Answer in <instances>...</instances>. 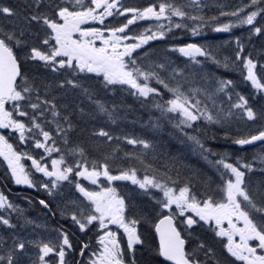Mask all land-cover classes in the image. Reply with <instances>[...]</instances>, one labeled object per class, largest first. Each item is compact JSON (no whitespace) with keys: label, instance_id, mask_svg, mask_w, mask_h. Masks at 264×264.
Instances as JSON below:
<instances>
[{"label":"snow or ice","instance_id":"6c2138e0","mask_svg":"<svg viewBox=\"0 0 264 264\" xmlns=\"http://www.w3.org/2000/svg\"><path fill=\"white\" fill-rule=\"evenodd\" d=\"M211 7L0 0V157L15 184L52 198L38 199L46 214H57L55 201L88 237L74 243L64 225L27 217L0 191V264H264V0L206 14ZM138 22L148 26L132 33ZM206 28L247 35L223 42L234 43L230 55L212 43L150 45L173 30ZM173 53L187 58L183 66ZM208 62L238 70L251 95L203 72ZM127 96L154 114L153 129L170 125L206 170L152 139L118 135L111 126L132 109ZM202 121L220 125L235 146L261 150L251 159L214 151ZM121 143L134 150L120 156Z\"/></svg>","mask_w":264,"mask_h":264},{"label":"flooded vegetation","instance_id":"af4514ba","mask_svg":"<svg viewBox=\"0 0 264 264\" xmlns=\"http://www.w3.org/2000/svg\"><path fill=\"white\" fill-rule=\"evenodd\" d=\"M177 3H190L191 0H176ZM203 3H207L209 5H212L213 7L206 9L205 12L208 15H213L216 13V9L214 5L216 4H224L228 5L229 8L225 10H230L231 7H235L239 5L242 0H201ZM243 2H247V0H243ZM125 3H127L130 6H140L145 3V0H125ZM195 14V13H193ZM92 23V26H98L97 23ZM148 24L146 22H138L136 26H132V33L139 32L143 28L147 27ZM131 34V33H130ZM236 35H247L245 28H234L231 32H215L211 29H204L200 32L197 36H192L190 32L186 30H173V32L164 40V41H154L151 42L150 45L153 49H163L160 48L161 44L163 43H186V42H193V43H212L213 45H219L223 46L224 49V55L231 54L232 48L234 47L233 44H224V41H229L234 38ZM257 44L259 42L257 41ZM177 56H179L183 61H187V58L181 56L179 53H175ZM208 67L213 66L211 62H208ZM205 66V68H206ZM205 68L203 69V72L205 71ZM216 69L228 71L230 75H236V72L238 70H234L232 68L225 69L223 67H216ZM248 87L251 89V86L248 85ZM258 147H261V145L256 147H243L237 146L238 149H240L242 155L252 156L253 151L256 150ZM26 165V167L30 168L31 161L25 159L23 161ZM40 174H35L34 178H39ZM81 182L85 184V186H89L88 181L84 180L83 178H80ZM100 181L102 183L105 182V178L101 177ZM117 186L122 185L123 182H115ZM121 187V186H120ZM0 191H3L5 195L8 196L9 200L12 201L14 204L19 205L22 209L25 210V215L30 218L36 219L40 223H47L50 227H57L58 225H64L66 228H68L72 233H75V237L73 238L74 243H78L80 241H86L87 236L80 233L78 229L72 225L71 221L63 218L59 215V212L55 208V201L53 202V211H56V215L52 216L51 213H45V210L41 205L38 203V199H52L51 197H46V193L39 188H31L28 185H17L14 183V181L10 177V173L7 171L6 163L3 161V158L0 157ZM79 194L77 193V196ZM4 210L0 209V213H3ZM16 217L15 214H13V221L15 222ZM113 230L115 231V226H112ZM4 228L0 226V235H6ZM76 259H81L78 255Z\"/></svg>","mask_w":264,"mask_h":264},{"label":"trees","instance_id":"16d2710c","mask_svg":"<svg viewBox=\"0 0 264 264\" xmlns=\"http://www.w3.org/2000/svg\"><path fill=\"white\" fill-rule=\"evenodd\" d=\"M169 45V43H163L160 48L165 49ZM171 58L175 61L177 66H183L186 62L175 53L172 54ZM204 72L214 73L216 77L232 79V77L228 74L216 73L215 71H212L211 68L206 67ZM235 81L238 84L237 91H241L245 95H251L252 91L242 88V78L236 76ZM126 102L127 104L132 105V109L124 113L122 119L117 125L111 126L118 135L140 136L152 139L156 142L159 151L172 156H179L192 166L206 170L205 163L200 156L193 151L188 144H182L181 140L176 138V133L173 132L172 128L165 126L158 130L153 129L151 127L150 118L154 116V114H150L146 109L142 108L140 103L136 101L134 97L127 96ZM217 103H219V101H217ZM202 125L207 127L208 143L206 144V147H211L214 151L227 152L233 155H242L237 146L233 145L230 140L223 138V132L220 125H208L204 122H202ZM234 126L235 128H233ZM237 128H243V123L232 124L231 131L233 134H235ZM213 135H215V139H211ZM121 149L122 151L119 153L120 156H123L124 151L134 150L133 146L125 143H121ZM248 158L250 159V156H248Z\"/></svg>","mask_w":264,"mask_h":264},{"label":"rangeland","instance_id":"374dc122","mask_svg":"<svg viewBox=\"0 0 264 264\" xmlns=\"http://www.w3.org/2000/svg\"><path fill=\"white\" fill-rule=\"evenodd\" d=\"M221 48L223 49V46H221ZM223 52H224V49H223ZM225 55H228V54H225ZM210 103V102H209ZM148 112V111H147ZM203 122V121H202ZM204 123H207V122H204ZM208 125H210V124H208ZM169 128H171V126L169 125ZM176 138H178L179 139V136H178V134L176 133ZM261 150V147H258L256 150H254L253 151V154L254 153H256V152H258V151H260ZM126 183H128V182H125V184Z\"/></svg>","mask_w":264,"mask_h":264},{"label":"bare ground","instance_id":"6f19581e","mask_svg":"<svg viewBox=\"0 0 264 264\" xmlns=\"http://www.w3.org/2000/svg\"><path fill=\"white\" fill-rule=\"evenodd\" d=\"M233 128H235V126Z\"/></svg>","mask_w":264,"mask_h":264}]
</instances>
